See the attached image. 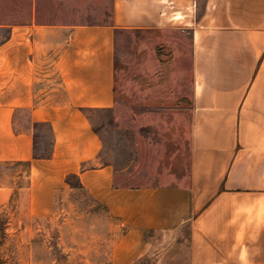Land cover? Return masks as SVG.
Masks as SVG:
<instances>
[{
    "label": "crops",
    "instance_id": "obj_1",
    "mask_svg": "<svg viewBox=\"0 0 264 264\" xmlns=\"http://www.w3.org/2000/svg\"><path fill=\"white\" fill-rule=\"evenodd\" d=\"M193 3L202 2L112 0L104 23H39L33 12L0 25L9 31L0 42V162L34 161L32 172L46 179L38 189L77 174L126 227L112 264L145 256L147 232L185 227L189 264H264V0H205L201 14ZM126 29L190 32L186 184L121 186L110 165L85 166L101 150L85 111L114 107L115 39ZM19 110L28 121L17 130ZM36 122L53 130L48 159H34Z\"/></svg>",
    "mask_w": 264,
    "mask_h": 264
},
{
    "label": "rangeland",
    "instance_id": "obj_2",
    "mask_svg": "<svg viewBox=\"0 0 264 264\" xmlns=\"http://www.w3.org/2000/svg\"><path fill=\"white\" fill-rule=\"evenodd\" d=\"M204 1L192 9L201 14ZM111 9L112 0H0V17L16 23L29 21L33 12L39 23H104ZM8 34V28H0V42ZM115 50V105L85 111L101 140L98 157L85 166L110 165L121 186L186 184L190 32L118 30ZM40 77L46 76L41 72ZM27 116L17 111V130L27 125ZM33 134L34 159L50 158L51 125L36 122ZM33 164L0 162V264H112L113 248L126 230L121 220L82 186L77 174L56 179L57 189H38L46 179L32 172ZM187 237V227L179 235L147 232L150 251L134 264H189Z\"/></svg>",
    "mask_w": 264,
    "mask_h": 264
},
{
    "label": "trees",
    "instance_id": "obj_3",
    "mask_svg": "<svg viewBox=\"0 0 264 264\" xmlns=\"http://www.w3.org/2000/svg\"><path fill=\"white\" fill-rule=\"evenodd\" d=\"M31 15H32V13H30L29 19L31 18ZM11 24H16V22L11 21L10 19H8V17H0V25H11ZM146 256H147V254L145 255V257ZM141 259L142 258L137 259V262L140 261Z\"/></svg>",
    "mask_w": 264,
    "mask_h": 264
}]
</instances>
